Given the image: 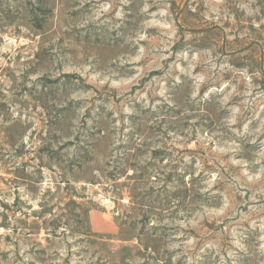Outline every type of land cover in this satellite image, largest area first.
<instances>
[{
  "label": "rangeland",
  "instance_id": "obj_1",
  "mask_svg": "<svg viewBox=\"0 0 264 264\" xmlns=\"http://www.w3.org/2000/svg\"><path fill=\"white\" fill-rule=\"evenodd\" d=\"M0 264H264V0H0Z\"/></svg>",
  "mask_w": 264,
  "mask_h": 264
}]
</instances>
